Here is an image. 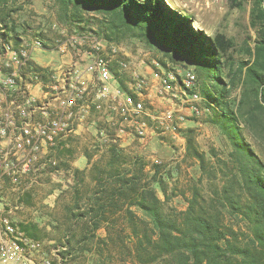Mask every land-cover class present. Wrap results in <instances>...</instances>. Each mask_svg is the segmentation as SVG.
I'll return each instance as SVG.
<instances>
[{
  "label": "trees",
  "instance_id": "trees-1",
  "mask_svg": "<svg viewBox=\"0 0 264 264\" xmlns=\"http://www.w3.org/2000/svg\"><path fill=\"white\" fill-rule=\"evenodd\" d=\"M16 1L0 0V25H6L3 11ZM54 1L64 22H80L82 11L90 9L101 15L106 40L134 37L188 60L211 83V120L232 149L227 159L216 158L220 186L208 194L194 185L183 210H166L167 195L162 200L155 189L161 180L159 163H150L134 146H123L112 128L99 127L82 145L86 165L79 168L71 158L72 145L81 138L68 135L53 147L54 164L45 174L67 179L64 186L56 182L52 187L57 190L54 204L43 209L48 220L43 225L20 223L21 228L35 239L53 240L51 246L60 248L63 264H77L87 256L93 264H264L263 31L252 61L238 62L225 81L221 57L227 56L231 39L193 30L190 17L163 0ZM252 16L254 25L264 26V0H253ZM238 82L241 92L233 108L228 97ZM244 128L260 151L245 139ZM187 151L208 179L216 178L191 135ZM20 200L24 206L34 205L31 191L22 193Z\"/></svg>",
  "mask_w": 264,
  "mask_h": 264
},
{
  "label": "rangeland",
  "instance_id": "rangeland-1",
  "mask_svg": "<svg viewBox=\"0 0 264 264\" xmlns=\"http://www.w3.org/2000/svg\"><path fill=\"white\" fill-rule=\"evenodd\" d=\"M167 6L178 13L190 17L193 30L200 31L207 36L222 33L231 39L232 46L227 56L221 57L223 62L222 76L229 80L232 69L240 61L253 59L252 52L256 42L264 33V26L253 24V0H239L240 4L232 6L229 0H163ZM2 14L6 17L1 29L8 35L10 43L17 46L20 43L38 41V48L31 51L28 72L40 76L44 84H50L51 73L58 71L59 65L74 61L78 53L88 49L91 44L100 43L107 49H117V59L128 61L130 70L118 72L120 83L128 87L133 82V72L147 81L145 90L143 119L147 129L143 136L136 131V123L129 118L124 120L115 109L103 106L101 110H91L80 117H76L75 131L71 135L80 137V141L73 143L74 152L71 158L73 166H80L82 145L88 143L91 136H95L99 127L112 128L123 146H134L150 163H159L160 172L157 175L160 182L155 185L159 197L164 200V208L183 210L187 204L191 188L196 185L203 193H211L215 186H220V164L216 158L227 159L231 145L219 126L212 119L211 83L199 76L193 65L188 62H175L163 55L160 46L149 47L138 38L125 37L118 41L104 38L100 25L102 17L96 11L86 9L82 11V21L64 22L60 18V10L54 0H18L10 4ZM13 28V29H12ZM38 66L41 69H36ZM119 71L117 63L114 66ZM186 72L195 75L193 89H188L182 79ZM170 73L176 77L168 93H159L161 79ZM31 75V76H32ZM237 81V79H234ZM39 92L47 88L38 86ZM241 92V83L232 88L229 99L232 107ZM197 94V98L192 97ZM167 108H173L178 119L174 129L166 130L159 127L153 116ZM240 127L244 124L240 123ZM190 130V132H188ZM104 131V130H103ZM245 139L255 151H260L257 145L243 129ZM191 135L198 153L204 156L206 162L216 171V178H207L202 172L198 159L187 151V137ZM215 154V156H214ZM86 160V159H85ZM211 169V168H209ZM63 186L67 179L59 174H51L49 178L42 175L39 183L31 190L32 207L24 206L16 211L21 224L38 222L43 225L48 218L44 207L53 206L57 190L52 189L54 183ZM165 190V194L162 192ZM227 219L230 216L227 214ZM46 230H50L46 227ZM103 231H100L102 234ZM40 241H52L46 238ZM77 264H93L92 257L80 258Z\"/></svg>",
  "mask_w": 264,
  "mask_h": 264
},
{
  "label": "built area",
  "instance_id": "built-area-1",
  "mask_svg": "<svg viewBox=\"0 0 264 264\" xmlns=\"http://www.w3.org/2000/svg\"><path fill=\"white\" fill-rule=\"evenodd\" d=\"M39 45L36 40L15 46L0 31V264H63L60 248L27 235L16 211L23 207L21 194L31 191L54 164L50 154L55 144L74 133L76 117L106 106L135 122L139 135L147 129L143 119L147 81L133 72L127 88L120 83L117 73L130 70V65L116 58L115 47L91 44L74 61L59 65L46 85L27 71L31 51ZM174 81L176 77L166 73L159 93H168ZM181 81L193 89L195 75L186 72ZM35 85L47 90L36 94ZM153 119L161 129L172 130L181 117L167 108Z\"/></svg>",
  "mask_w": 264,
  "mask_h": 264
},
{
  "label": "water",
  "instance_id": "water-1",
  "mask_svg": "<svg viewBox=\"0 0 264 264\" xmlns=\"http://www.w3.org/2000/svg\"><path fill=\"white\" fill-rule=\"evenodd\" d=\"M145 45H147V44H145ZM147 46H149V47H155V46H157V45H147ZM163 49V48H162ZM163 52V55L165 56V57H168V58H170V60L171 61H175V62H184V63H186V62H188L189 64H191L188 60H186V59H184L180 54H175V53H171L170 52V54H167V51H165L164 49L162 50ZM192 65V64H191Z\"/></svg>",
  "mask_w": 264,
  "mask_h": 264
},
{
  "label": "crops",
  "instance_id": "crops-1",
  "mask_svg": "<svg viewBox=\"0 0 264 264\" xmlns=\"http://www.w3.org/2000/svg\"><path fill=\"white\" fill-rule=\"evenodd\" d=\"M32 91L34 93H36V94L39 93L38 86L35 85L34 88L32 89ZM80 163H81L80 166H77L79 168H82V167H84L86 165V160H85V157L84 156H82V158H80Z\"/></svg>",
  "mask_w": 264,
  "mask_h": 264
}]
</instances>
